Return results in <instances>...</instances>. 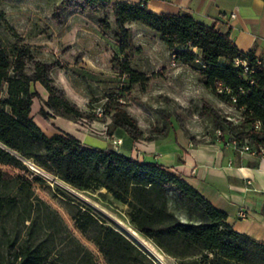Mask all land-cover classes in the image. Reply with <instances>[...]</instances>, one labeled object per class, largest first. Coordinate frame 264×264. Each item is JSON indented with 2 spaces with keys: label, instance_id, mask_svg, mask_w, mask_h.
<instances>
[{
  "label": "trees",
  "instance_id": "obj_1",
  "mask_svg": "<svg viewBox=\"0 0 264 264\" xmlns=\"http://www.w3.org/2000/svg\"><path fill=\"white\" fill-rule=\"evenodd\" d=\"M85 2L98 6L101 0ZM113 10L125 54L120 72L133 83L146 88L148 81L130 61L129 49L134 46L128 24L140 22L159 34L176 59L194 63L207 88L226 94L230 103L231 93L236 94L237 107H245V122L264 121V61L254 49L242 51L228 33L190 13L157 12L146 2L125 0L113 1ZM101 25L105 30L112 27L108 18ZM241 55L249 59L250 69L236 64ZM29 62L35 79L50 90L55 107L84 116L69 98L58 94L49 72L51 64L36 58L30 46L10 51L0 45V226L6 232V244L16 248L14 258L5 260L0 254V264H59L58 259L62 263L78 259L76 264H100L101 260L104 264H155L129 236L90 209H80L75 222L94 240L101 258L90 248L75 256L57 250L62 222L37 193L47 181L46 174L80 189L105 187L128 205L134 227L178 257L180 264H264V241L233 228L227 213L173 168L114 148L86 146L64 130L47 134L31 114L38 91L32 90L33 78L26 72ZM220 87L225 91L219 92ZM40 112L50 115L44 107ZM109 116L115 127L131 132L137 127L128 111L110 104L103 110V117Z\"/></svg>",
  "mask_w": 264,
  "mask_h": 264
},
{
  "label": "rangeland",
  "instance_id": "obj_2",
  "mask_svg": "<svg viewBox=\"0 0 264 264\" xmlns=\"http://www.w3.org/2000/svg\"><path fill=\"white\" fill-rule=\"evenodd\" d=\"M105 18L112 25L109 30L101 25ZM128 28L134 46L129 49L130 61L146 74V88L120 72L125 54L111 0H101L98 6H90L85 0H0V45L10 51L30 46L36 58L51 64L49 72L58 94L69 98L84 115L65 114L55 107L50 90L35 79L34 65L29 62L26 72L33 78L32 90L38 91L31 114L47 134L64 130L81 138L84 145L100 148H114L116 138L121 137L120 151L126 138L143 142L174 131L184 132L195 142L219 140V130V141L223 142L241 134L244 125L232 119L238 110L225 100L226 94L220 96L205 86L194 63L176 59L147 25L132 22ZM2 96H7V85ZM108 104L128 111L136 120V129L131 132L124 126L115 127L110 116L104 118ZM42 107L49 112L48 117L40 112ZM46 177L37 193L62 222L57 250L75 256L77 251L90 248L101 258L94 240L75 222L80 209H90L123 231L157 264L162 263L154 254H163L170 264H180L178 257L134 227L128 205L116 200L105 187L80 189L59 177ZM172 205L184 215L181 208ZM5 238L0 226V254L8 260L14 258L16 248H10ZM77 261L62 263L58 259L59 264Z\"/></svg>",
  "mask_w": 264,
  "mask_h": 264
},
{
  "label": "crops",
  "instance_id": "obj_3",
  "mask_svg": "<svg viewBox=\"0 0 264 264\" xmlns=\"http://www.w3.org/2000/svg\"><path fill=\"white\" fill-rule=\"evenodd\" d=\"M125 1L146 2L157 12L190 13L228 33L242 51L254 49L264 61V0ZM122 152L158 161L181 173L227 213L233 228L264 241V158L242 153L219 140L195 142L181 131L143 142L126 138ZM242 208L247 210L246 216L239 214Z\"/></svg>",
  "mask_w": 264,
  "mask_h": 264
},
{
  "label": "built area",
  "instance_id": "obj_4",
  "mask_svg": "<svg viewBox=\"0 0 264 264\" xmlns=\"http://www.w3.org/2000/svg\"><path fill=\"white\" fill-rule=\"evenodd\" d=\"M233 16H236V12H232ZM236 64H243L245 68L250 69V61L247 57L241 55L236 57ZM260 61V60H259ZM254 70V69H253ZM219 92H224V88L220 87L218 89ZM228 92H231L228 88ZM231 100L233 106L238 110V115H235L232 119L236 123L243 124L244 128L241 134L234 136L232 138L226 139L224 142L226 145L233 147L234 149L239 150L242 153H246L258 158H264V121L256 120L253 122H245L244 118L246 117L245 107H237L238 96L234 93H231ZM221 130L218 132V138L221 139ZM223 142V141H222ZM123 143V138L119 137L115 140L114 149L120 150V146ZM239 214L241 216L247 215V210L244 208L240 209ZM154 254V253H153ZM158 260L161 261L162 264H170L165 260V256H158L154 254ZM154 262L157 264L155 258H153Z\"/></svg>",
  "mask_w": 264,
  "mask_h": 264
}]
</instances>
